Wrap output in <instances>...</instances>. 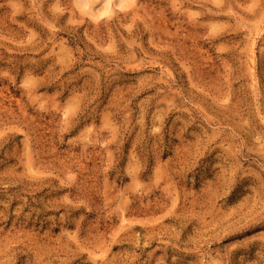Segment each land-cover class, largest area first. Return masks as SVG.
Here are the masks:
<instances>
[{"label": "rangeland", "instance_id": "obj_1", "mask_svg": "<svg viewBox=\"0 0 264 264\" xmlns=\"http://www.w3.org/2000/svg\"><path fill=\"white\" fill-rule=\"evenodd\" d=\"M0 264H264V0H0Z\"/></svg>", "mask_w": 264, "mask_h": 264}, {"label": "clouds", "instance_id": "obj_2", "mask_svg": "<svg viewBox=\"0 0 264 264\" xmlns=\"http://www.w3.org/2000/svg\"><path fill=\"white\" fill-rule=\"evenodd\" d=\"M77 4L85 10L89 8V0H77Z\"/></svg>", "mask_w": 264, "mask_h": 264}]
</instances>
